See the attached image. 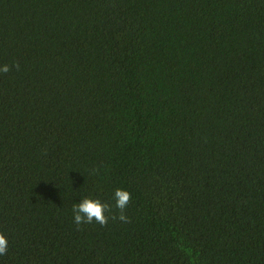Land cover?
Listing matches in <instances>:
<instances>
[{"label": "trees", "instance_id": "1", "mask_svg": "<svg viewBox=\"0 0 264 264\" xmlns=\"http://www.w3.org/2000/svg\"><path fill=\"white\" fill-rule=\"evenodd\" d=\"M16 63L0 264H264V0H0Z\"/></svg>", "mask_w": 264, "mask_h": 264}, {"label": "clouds", "instance_id": "2", "mask_svg": "<svg viewBox=\"0 0 264 264\" xmlns=\"http://www.w3.org/2000/svg\"><path fill=\"white\" fill-rule=\"evenodd\" d=\"M19 68V64L16 63L12 66L4 64L0 66V73H8L12 67ZM131 193L128 190L117 188L114 192L115 207L119 209V215L113 214L112 220L119 219L121 222H128V217L125 214V209L131 202ZM74 223L76 225L90 224L93 221L97 222L101 226H106L109 220V216L106 212L111 213L112 206L107 202H101L99 198L84 197L79 203L73 205ZM8 250V239L0 233V255H6Z\"/></svg>", "mask_w": 264, "mask_h": 264}]
</instances>
